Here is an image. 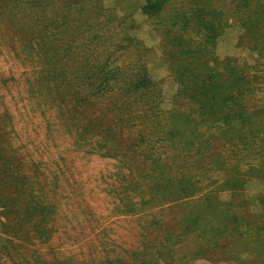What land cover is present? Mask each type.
<instances>
[{
  "label": "trees",
  "instance_id": "1",
  "mask_svg": "<svg viewBox=\"0 0 264 264\" xmlns=\"http://www.w3.org/2000/svg\"><path fill=\"white\" fill-rule=\"evenodd\" d=\"M137 13L175 84L168 108ZM230 24L252 64L215 56ZM0 55L24 67L0 78V264H264V194L244 192L264 182V0H0ZM94 155L113 161L117 211L180 216L169 231L151 215L149 240L102 243L98 262L46 258L57 203L82 194L72 166Z\"/></svg>",
  "mask_w": 264,
  "mask_h": 264
},
{
  "label": "rangeland",
  "instance_id": "2",
  "mask_svg": "<svg viewBox=\"0 0 264 264\" xmlns=\"http://www.w3.org/2000/svg\"><path fill=\"white\" fill-rule=\"evenodd\" d=\"M104 3L111 6L112 0H104ZM134 21L135 29L132 34L151 48L148 72L151 78L161 81L162 106L168 108L175 84L162 63L157 32L140 13L134 15ZM239 33L240 29L236 24L226 27L215 43V56L218 59L232 57L240 64H252L253 53L237 45ZM23 68L7 56L0 55V78H23ZM73 170L82 171L83 174L76 177L75 182L68 180L77 189L72 195L76 196L80 192L82 194L73 198L70 203L72 206L64 205V200L62 204L57 203V231L50 240L41 244L46 258H51L53 253L57 252V260L73 262L82 258L84 261L95 259L93 262H98L105 254L103 248L106 245L101 246L102 243H107L106 249L109 251L114 250L115 253L122 254V249H133L142 241L149 240L154 235V228L149 225L151 215L169 223L166 226L169 231L180 216L177 203H167L154 209L141 207L136 215L117 211L115 203L122 193L112 189L111 184L115 186L117 182L112 175L115 167L110 159L96 155L89 160L78 158L72 166L71 171ZM66 185L65 181H61L62 191H69L70 188ZM244 192L254 199L258 193L264 194V182L250 179L245 184ZM220 198L229 199V192H220ZM253 209L257 211L258 207L253 206ZM111 254L113 253H108V256L111 257ZM195 264L213 263L198 259Z\"/></svg>",
  "mask_w": 264,
  "mask_h": 264
}]
</instances>
